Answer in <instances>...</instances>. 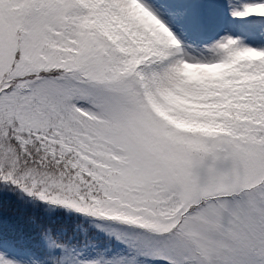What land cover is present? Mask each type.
Wrapping results in <instances>:
<instances>
[{
    "label": "snow or ice",
    "instance_id": "1",
    "mask_svg": "<svg viewBox=\"0 0 264 264\" xmlns=\"http://www.w3.org/2000/svg\"><path fill=\"white\" fill-rule=\"evenodd\" d=\"M0 264H264V0H0Z\"/></svg>",
    "mask_w": 264,
    "mask_h": 264
}]
</instances>
